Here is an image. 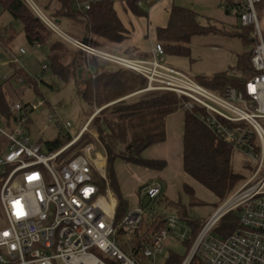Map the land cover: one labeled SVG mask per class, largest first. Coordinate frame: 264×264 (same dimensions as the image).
<instances>
[{
	"label": "built area",
	"instance_id": "obj_1",
	"mask_svg": "<svg viewBox=\"0 0 264 264\" xmlns=\"http://www.w3.org/2000/svg\"><path fill=\"white\" fill-rule=\"evenodd\" d=\"M98 1L77 0L76 7L87 10ZM231 1L230 10L237 13L239 22L254 26L253 74L243 90L230 86L218 93L166 65L160 42L154 44L149 58H139L136 53L117 54L71 36L34 0H26L52 32L88 57L95 56L113 69L144 76L146 90H169L186 96L188 109L195 104L202 106L206 126L255 163L252 175L244 178L204 221L181 264H264V31L258 14L262 0ZM43 68L48 66L44 64ZM100 73L89 70L92 77ZM17 80L24 82L20 75ZM44 104L41 97L37 103L17 101L10 105L15 115L11 121L0 116V137H5V146L0 148V209L5 219L0 227V264H107L94 252L96 249L108 256L111 264H142L141 256L154 259L163 253L168 235L181 224L179 215L165 216L166 225L146 241L141 230L150 216L142 200L159 196L161 185H143L139 189L140 203L116 222L110 187L103 193L95 179L96 173L107 178L104 165L95 159L101 158L95 145L87 142L73 155L63 157L81 141L91 119L67 145L46 154L42 143L34 141L25 127L30 113ZM53 117L50 113L49 119ZM65 126L71 123L67 121ZM236 210L240 227L227 236L215 234L218 222ZM120 230L129 240L133 236L141 240V245H136L141 250L138 255L120 245Z\"/></svg>",
	"mask_w": 264,
	"mask_h": 264
},
{
	"label": "trees",
	"instance_id": "obj_2",
	"mask_svg": "<svg viewBox=\"0 0 264 264\" xmlns=\"http://www.w3.org/2000/svg\"><path fill=\"white\" fill-rule=\"evenodd\" d=\"M155 1L157 0H100L94 2L90 9L79 10L76 7L77 0H58L59 7L55 17L78 21L88 32L84 37L86 42L95 47L104 48L113 43H122L131 32L118 13L116 7L118 2L133 15L146 16L147 7ZM224 4L226 5L225 12L233 13L238 18L237 13L230 10L232 1L224 0ZM263 6L264 0L258 5V11ZM0 10L8 11L15 19L21 21L30 43L36 41L46 43L49 34L54 33L36 15L26 0H0ZM4 34H0V38L5 45H8L14 37V32L12 28L6 31L5 35H10L5 36L6 40L3 38ZM212 34L238 37L250 49L238 55L237 64L232 69L236 73L225 71L214 75H197L195 79L218 93H223L230 86L243 90L246 81L253 74L251 54L256 44L254 26L243 25L240 22L225 23L203 15L192 7L173 5L167 24L156 30L157 40L163 45L165 53L186 57L191 55L193 36ZM76 50L83 56L79 57L81 62L83 61L81 64L78 55L71 56L70 61H66L68 50L64 43L61 41L53 43L50 68L54 75L64 82L73 81L81 98L92 108L89 119L93 117L89 126L97 131L107 157V178L103 179L99 173H96L95 179L103 193L110 187L116 195V222H119L129 209V202L122 194L117 179L116 160L155 170L164 169L165 161L146 158L143 152L148 147L166 140V118L179 108L184 109L185 115L183 152L185 173L210 190L220 202L228 198L245 176L232 167L234 153L232 146L210 130L202 120V114H204L202 106L195 104L192 109H188L185 107L188 100L186 96L179 97L169 90H146L148 82L144 76L131 70L113 69L107 62L95 56L88 57L78 48ZM124 54L131 55L132 52L126 51ZM82 67H85L87 71L90 68L101 70V73L96 77L80 74L79 69ZM15 75H20L24 82L38 92L36 78L22 75L20 71H16ZM10 105L9 99L0 92V116L8 121L15 117L10 110ZM95 107L103 108L100 113L93 115ZM71 140L70 138H57L48 141L47 144L51 152H56ZM71 150H67L63 157L68 156ZM182 191L191 197L194 196L193 188L187 182H184ZM161 194L160 201H165L167 207H174L180 219L189 227L186 243L188 252L205 220L190 217L187 207L181 204L180 200L170 201L162 192ZM155 211L145 219L142 225V238L145 241L153 232L166 225L165 215ZM239 227V210L231 211L218 222L214 233L227 236ZM119 240L120 245L130 254L138 255L141 251L137 250V246H140L142 242L136 236L129 240L120 230ZM184 259L185 257L171 251L166 257L165 264H181Z\"/></svg>",
	"mask_w": 264,
	"mask_h": 264
},
{
	"label": "rangeland",
	"instance_id": "obj_3",
	"mask_svg": "<svg viewBox=\"0 0 264 264\" xmlns=\"http://www.w3.org/2000/svg\"><path fill=\"white\" fill-rule=\"evenodd\" d=\"M34 1L49 17L54 18L63 31L72 35L85 34L83 26L78 21L60 20L58 22L59 18L55 17L59 7L58 0ZM116 7L124 23L127 26H130V12L125 10L119 2L116 4ZM258 14L260 18L261 29L264 31V6L259 9ZM232 16L234 17V14H232ZM10 28H12L14 32V37L8 43V45H5L4 41L0 38V85L6 83L5 81L1 80L2 77H7L8 80L10 79L8 82L13 85L15 91V93H13L14 95H12L11 99L9 100L11 102L20 100L23 102L34 101L37 103L38 97H41L45 100L44 105L31 112L30 117L32 125H29L31 129L29 131L27 129V131L34 141H40L42 143V151L48 154L51 151L47 142L57 138L72 139V137H74L80 131L87 119H89L92 108L81 98L73 81L64 82L62 79L54 75L52 69L50 68L49 43H44L40 47H37L35 43H30L26 38L21 21L15 19L8 11L0 10V34H4V32L6 34V31H9ZM5 34L3 37L4 40L10 36L8 35L9 32L7 35ZM53 35L58 36L56 33ZM58 39L62 38L58 36ZM63 43L65 48L68 50V54L65 58L66 61H70L71 56L78 55V59L81 57L76 48L70 46L65 41ZM21 48L24 49V52L20 51ZM108 48L114 50V52L117 54H124L122 49L123 47L118 43H113V45ZM249 49L250 48L247 47V50ZM163 56L164 63L166 65L178 68V65H175L173 61H171V59L174 58L173 56L170 58L169 54L167 53H165ZM79 63H82L81 59H79ZM43 64L48 66L45 71L42 67ZM16 71H20L22 75L36 78L38 80V92H36L35 88L26 82H19L17 80V76L15 75ZM84 74L88 75L89 71L86 70ZM39 94L41 96H39ZM102 108L103 107H95L93 115L98 112L100 113ZM50 113H53L54 115L53 119L51 120L49 119ZM92 117L93 116H91V118ZM67 121L71 123L70 127L65 126ZM58 123L61 126H58ZM81 140V142L71 148L72 150L70 154L66 157L73 155L87 142L94 144L98 154H101V156L104 157V147L98 138L97 131L92 126L88 127L86 134ZM4 146L5 137L2 136L0 137V148L3 149ZM98 160L102 161L101 158ZM231 163L233 169L243 174L245 178H248L252 175L253 166H255V163L251 162V159L241 151L234 150ZM129 166L134 167L131 164ZM124 174L128 178H131L130 176L132 173L130 174V171L125 170ZM132 176L133 178H136L137 174ZM183 181L187 182L193 188L194 196L191 197L189 194L177 190L175 194L176 196H174L175 202L180 200L181 204H184L187 207V213L190 215V217L206 220L222 202H220L210 190L206 189L189 175L185 174ZM146 183L147 181L144 182V184ZM161 198L162 194L154 199L146 197L142 200V204L146 209L147 214L152 215V213L156 210L155 212L158 211L164 214L166 217H172L176 215V209L174 207H167L165 201H160ZM169 200L171 201L172 199L169 198ZM4 225L5 219L2 212L0 211V227H3ZM184 232L186 233L185 236H183ZM188 235L189 227L184 221L181 220V224L168 235V238L164 243V252L158 254L154 259L141 256V263L165 264L166 257L169 253H171V251L181 255L182 257H186L187 246L185 242H187ZM94 252L104 262L111 264V259L100 250L96 249Z\"/></svg>",
	"mask_w": 264,
	"mask_h": 264
},
{
	"label": "crops",
	"instance_id": "obj_4",
	"mask_svg": "<svg viewBox=\"0 0 264 264\" xmlns=\"http://www.w3.org/2000/svg\"><path fill=\"white\" fill-rule=\"evenodd\" d=\"M223 4L224 0H157L151 6L147 7L148 14L146 16H136L130 13L131 21L130 26H128L131 30L130 35L122 43L118 44L123 47V52L130 51L132 54L136 53L139 58L151 57L153 46L156 42H158L156 30L158 27L165 26L167 24L169 12L173 5L192 7L203 15L211 16L225 23H238L239 19L235 17V15L233 17V13L227 14L225 12L224 8H222ZM60 20L68 21L69 19L59 18V21ZM87 33L88 32L85 31V34L83 35H70L77 39L84 40ZM53 34L49 35L48 41L46 42L49 43L50 46V55L53 43L61 40L62 43L64 42L63 39H58V36ZM42 44L44 43H41V45ZM69 45L74 47L71 44ZM112 45L113 44L107 45L104 49L114 52V50L108 48ZM191 47V55L189 57L172 54H169V56L170 58L173 56L174 58H172L171 61H173L175 65H178V68L175 69L184 72L194 79L197 75H214L225 71L236 73V71L232 69H234L237 64L238 55L247 51V46L244 44L242 39L238 37H226L220 34L193 36L191 40ZM81 53L83 52L81 51ZM82 57L83 56L81 55L80 58ZM171 67L174 68V66ZM46 69L43 68L44 71ZM81 69L82 72L80 74L86 71L85 67H82ZM1 80L6 83L0 85V92L5 94V96L10 100L12 95H14L13 93H15L14 87L8 82L10 79L8 80L7 77H2ZM15 102L10 101V104ZM30 115L29 120L25 125L26 130L28 129V131L31 129L29 125H32ZM184 116L183 108H179L175 112L169 114L166 118V140L148 147L143 152V156L146 158L165 161L166 167L164 169L155 170L134 164H131L134 167H130V163H126L119 159L116 160L115 171L117 179L122 194L129 202V209L134 208L139 204L138 191L143 185H145L144 182L146 181V184L159 183L161 185V192L163 195L171 198L172 200H175L174 196H176L175 194L177 190L182 191V186L184 184L183 177L186 174L183 169ZM89 120L90 119H87L85 124ZM101 160L103 162L104 169H106V153L104 154V157L101 156ZM125 170L130 171V174L132 173L130 176L131 178H128L124 174ZM135 174H137V177L133 178L132 175ZM109 192L115 204L116 211V195L111 188Z\"/></svg>",
	"mask_w": 264,
	"mask_h": 264
},
{
	"label": "bare ground",
	"instance_id": "obj_5",
	"mask_svg": "<svg viewBox=\"0 0 264 264\" xmlns=\"http://www.w3.org/2000/svg\"><path fill=\"white\" fill-rule=\"evenodd\" d=\"M100 157L99 156H97L95 159L97 160V162L103 167V162L102 161H99L98 159H99Z\"/></svg>",
	"mask_w": 264,
	"mask_h": 264
},
{
	"label": "water",
	"instance_id": "obj_6",
	"mask_svg": "<svg viewBox=\"0 0 264 264\" xmlns=\"http://www.w3.org/2000/svg\"><path fill=\"white\" fill-rule=\"evenodd\" d=\"M58 22H59V19H58ZM83 41L86 42V38ZM79 72L81 73L82 72V69L79 70Z\"/></svg>",
	"mask_w": 264,
	"mask_h": 264
}]
</instances>
